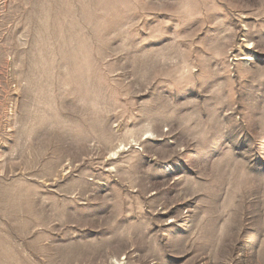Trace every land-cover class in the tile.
<instances>
[{"label":"rangeland","instance_id":"rangeland-1","mask_svg":"<svg viewBox=\"0 0 264 264\" xmlns=\"http://www.w3.org/2000/svg\"><path fill=\"white\" fill-rule=\"evenodd\" d=\"M0 264H264V0H0Z\"/></svg>","mask_w":264,"mask_h":264}]
</instances>
